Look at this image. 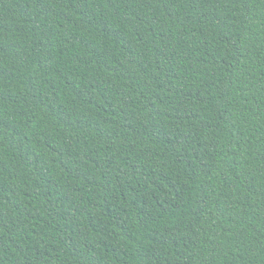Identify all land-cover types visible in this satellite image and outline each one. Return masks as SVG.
I'll use <instances>...</instances> for the list:
<instances>
[{"label":"trees","instance_id":"obj_1","mask_svg":"<svg viewBox=\"0 0 264 264\" xmlns=\"http://www.w3.org/2000/svg\"><path fill=\"white\" fill-rule=\"evenodd\" d=\"M0 264H264V0H0Z\"/></svg>","mask_w":264,"mask_h":264}]
</instances>
